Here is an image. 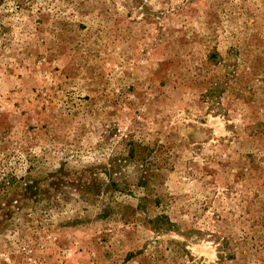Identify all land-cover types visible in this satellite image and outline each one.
<instances>
[{
    "label": "rangeland",
    "instance_id": "1",
    "mask_svg": "<svg viewBox=\"0 0 264 264\" xmlns=\"http://www.w3.org/2000/svg\"><path fill=\"white\" fill-rule=\"evenodd\" d=\"M0 264H264V0H0Z\"/></svg>",
    "mask_w": 264,
    "mask_h": 264
},
{
    "label": "trees",
    "instance_id": "2",
    "mask_svg": "<svg viewBox=\"0 0 264 264\" xmlns=\"http://www.w3.org/2000/svg\"><path fill=\"white\" fill-rule=\"evenodd\" d=\"M214 56H212V58H213ZM129 152H131V155H133V149H129Z\"/></svg>",
    "mask_w": 264,
    "mask_h": 264
}]
</instances>
